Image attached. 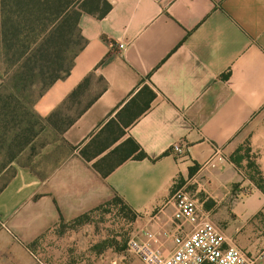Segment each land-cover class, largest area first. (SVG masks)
<instances>
[{"label": "crops", "instance_id": "0c3cea01", "mask_svg": "<svg viewBox=\"0 0 264 264\" xmlns=\"http://www.w3.org/2000/svg\"><path fill=\"white\" fill-rule=\"evenodd\" d=\"M105 1L102 18L80 15L85 44L69 73L32 88L18 103L22 118L2 124L0 264H76L73 239L94 264H120L118 236L94 221L115 197L134 214L110 209L128 241L152 234L167 255L172 235L191 229L178 230L170 200L189 178L199 223L257 256L264 193L230 156L247 146L264 179V0ZM175 143L182 154L171 152ZM213 156L214 167L199 170Z\"/></svg>", "mask_w": 264, "mask_h": 264}, {"label": "trees", "instance_id": "16d2710c", "mask_svg": "<svg viewBox=\"0 0 264 264\" xmlns=\"http://www.w3.org/2000/svg\"><path fill=\"white\" fill-rule=\"evenodd\" d=\"M109 9L105 0H0V87L23 95V102L32 88L42 92L63 79L85 44L78 28L80 15L87 13L100 19ZM129 143L131 151L139 150L132 141ZM135 158L142 159L144 154L138 151ZM230 161L243 178L263 192L264 179L247 146L235 151ZM182 183L178 179L173 188ZM110 209H117V216L124 219L134 217L118 197L94 211L109 213ZM92 212L76 218L70 225L88 221Z\"/></svg>", "mask_w": 264, "mask_h": 264}, {"label": "built area", "instance_id": "2783aa9c", "mask_svg": "<svg viewBox=\"0 0 264 264\" xmlns=\"http://www.w3.org/2000/svg\"><path fill=\"white\" fill-rule=\"evenodd\" d=\"M119 49L124 44H118ZM175 155L183 153L180 143L171 147ZM218 154V150L214 155ZM213 157L203 163L200 169L214 167ZM241 174V173H240ZM195 184L194 178L184 181L179 187L172 188L170 200L174 205L173 219L177 223L178 230L184 225H190L188 232H180L172 235L173 249L163 255L159 249L151 246L152 234L147 235L145 241L129 239L127 252L140 259L143 264H259L264 256V249L257 256H251L238 248L234 243H228L219 231L209 222L199 223L200 215L195 204V198L190 187ZM264 217V206L261 210ZM38 262V260L35 258ZM39 263V262H38Z\"/></svg>", "mask_w": 264, "mask_h": 264}, {"label": "rangeland", "instance_id": "374dc122", "mask_svg": "<svg viewBox=\"0 0 264 264\" xmlns=\"http://www.w3.org/2000/svg\"><path fill=\"white\" fill-rule=\"evenodd\" d=\"M10 90L11 89L9 88L6 89L5 87H0V131L1 129H4L2 126L3 123L5 127H7L8 125V128H11L14 125L15 121H17L19 118H22L21 115L22 111H18L19 110L18 108L21 107V105L18 104L17 100H19V102H22L21 98L23 95L19 93L17 94L16 92L11 93ZM12 96L17 99L16 100L17 102L15 101V99L9 98ZM7 129H5V131ZM263 193H264V183H263ZM94 221L98 223L96 226L99 229L98 231L102 232V234L105 235L115 234L116 236H118L121 246L120 248L122 251L124 250L123 254L126 251L125 258L122 261H120V264H129L131 261L130 256H134V255L127 252V243H128L127 223L123 220H119V218H117L115 212L113 211L103 214L102 216L95 217ZM71 242L69 241V243L72 244V247L70 249L72 250L71 257H73L74 260H77L76 264H80V261L82 260L85 261L84 264L95 263L88 256H86L87 253L85 251L84 252L79 251V248L82 247L83 245L80 241H77V239H73V241ZM37 260L39 262L38 263L36 261L37 264H44L42 261L39 260V258ZM101 264H108V263H101Z\"/></svg>", "mask_w": 264, "mask_h": 264}]
</instances>
